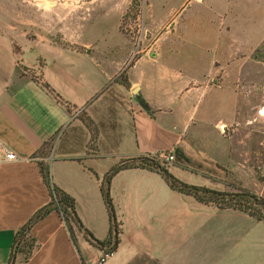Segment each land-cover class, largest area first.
Listing matches in <instances>:
<instances>
[{
    "label": "crops",
    "instance_id": "0c3cea01",
    "mask_svg": "<svg viewBox=\"0 0 264 264\" xmlns=\"http://www.w3.org/2000/svg\"><path fill=\"white\" fill-rule=\"evenodd\" d=\"M64 1L73 7L51 6L42 21L27 17L28 25H39L33 30L0 17V149L16 155L0 160V264L9 263L18 228L50 199L38 160L74 198L83 225L103 240L109 218L100 189L107 171L124 159L171 153L168 169L182 178L173 163L193 162L194 140L215 148L213 160L226 158L227 139L217 129L229 122L218 120L217 139L209 140L196 120L207 122L219 104L237 115L244 97V36L256 34L245 29L239 9L229 10L239 1L213 0L206 9L205 0H177L156 10L153 0L143 7L141 0H110L113 12L106 15L114 16L112 30L124 40L115 48L95 36L101 22L85 11L98 0H58ZM250 6L262 10L264 0ZM48 143L49 154L40 158ZM110 194L122 232L102 264H264V222L199 203L155 171L117 172ZM31 235L30 258L23 262L17 254L12 264H82L56 211L36 222ZM77 243L85 264H100V249L80 233Z\"/></svg>",
    "mask_w": 264,
    "mask_h": 264
},
{
    "label": "rangeland",
    "instance_id": "374dc122",
    "mask_svg": "<svg viewBox=\"0 0 264 264\" xmlns=\"http://www.w3.org/2000/svg\"><path fill=\"white\" fill-rule=\"evenodd\" d=\"M171 1L177 0H153L156 10L161 9V6ZM212 1L205 0L203 7L206 9L214 7ZM237 1L240 2L237 4L238 6L235 8L232 5L229 10L239 9V13L244 15L245 29L252 28L253 34H256L249 40V37L246 36L247 33L244 32V50L247 51L244 57L246 62L244 66L245 79L241 88L244 97L238 106L237 115L230 116L226 113V108L219 104L218 107L214 106L209 111L210 116L207 122L196 120V127L204 126L205 135L209 136V140L217 139L215 125L218 120L229 122L226 127L220 125L217 129L227 139L229 153L226 158L219 159L217 157L216 160H213L209 153L215 148L209 146L203 148L200 140H194L195 146L189 148V155L195 163L189 164L183 160L185 166L173 164L182 169L180 171L182 178H178L188 184L202 185L232 193L239 192V190L248 191L264 197V28L262 27L263 19H261L263 18L264 6L261 10L259 6L252 8L250 6L251 0ZM52 2L50 3V0H32V3L23 0H0V17L3 21L16 25L19 30H33L39 25H28L27 17L31 16L30 18L39 20L43 16V11L50 10L51 6L56 9L63 8L64 12L70 10L74 5L70 2L66 4L65 1L59 3L58 0ZM144 3L145 1L141 0L140 7H143ZM135 5L133 2L131 12L127 16H131V13L135 12ZM86 10L91 11L89 14L101 22V26L98 25L97 27L98 34L95 35L97 38L101 41L105 39L112 48H115L114 45L123 44L124 40L112 30V25L115 22L114 16L108 18L106 15V13L113 12V3L110 0H98L91 5L90 10ZM248 15L253 16L248 17ZM125 20L126 18L123 19V22ZM31 34L29 32L28 36ZM132 36L135 37L132 34L129 35L130 38ZM56 38L59 40V36ZM254 48L255 50L249 54L248 50ZM136 54L137 52H134L132 58L136 57ZM119 77L121 79L123 74ZM220 97L222 98V96ZM46 148L49 154L52 144L48 143ZM199 148L203 151L202 153L197 152ZM166 164L168 163L166 162Z\"/></svg>",
    "mask_w": 264,
    "mask_h": 264
},
{
    "label": "trees",
    "instance_id": "16d2710c",
    "mask_svg": "<svg viewBox=\"0 0 264 264\" xmlns=\"http://www.w3.org/2000/svg\"><path fill=\"white\" fill-rule=\"evenodd\" d=\"M139 100L143 108L152 115L151 108L142 99ZM38 155L40 158L48 155L46 146L39 151ZM37 163L50 199L47 204L36 210L15 232L8 264H12L17 254H21V260L23 262L28 261L36 244L34 237L31 235V228L51 211H56L61 217L69 233V237L79 253L82 264H85V261L79 252L77 233H80L92 246L105 252H115L120 243L122 230L121 223L116 218L113 200L110 194V181L117 172L129 168L142 167L155 171L172 190L183 195L191 196L199 203L211 205L218 209L238 210L248 214L257 221L264 222V197L248 191L239 190V192L232 193L215 190L202 185L188 184L171 173L166 162L160 160L157 156H143L121 160L105 174L100 191L109 218V229L106 238L99 240L83 225L77 214L74 198L52 182L48 163L43 160H38Z\"/></svg>",
    "mask_w": 264,
    "mask_h": 264
},
{
    "label": "built area",
    "instance_id": "2783aa9c",
    "mask_svg": "<svg viewBox=\"0 0 264 264\" xmlns=\"http://www.w3.org/2000/svg\"><path fill=\"white\" fill-rule=\"evenodd\" d=\"M79 112H80V109L76 110V114H78ZM157 157L160 160L167 162V163L173 161V159H174V157L171 153H161ZM14 159H16V155L14 154V152H12L11 150H9L6 147H3L0 149V160L10 161V160H14ZM112 254H113L112 252H105V251L101 250V256L99 259V263L102 264L103 262H105Z\"/></svg>",
    "mask_w": 264,
    "mask_h": 264
}]
</instances>
